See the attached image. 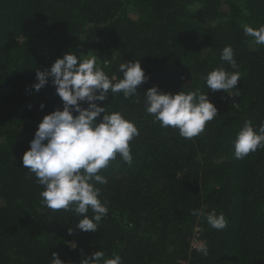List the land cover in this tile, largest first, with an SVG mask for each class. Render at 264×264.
Wrapping results in <instances>:
<instances>
[{"label": "trees", "instance_id": "16d2710c", "mask_svg": "<svg viewBox=\"0 0 264 264\" xmlns=\"http://www.w3.org/2000/svg\"><path fill=\"white\" fill-rule=\"evenodd\" d=\"M245 25H264V0H0V264H51L54 252L83 264L96 251L122 264H264V148L243 159L233 148L246 122L257 131L264 124V45L245 36ZM229 45L236 68L220 58ZM68 52L96 57L109 78L122 79L128 61L148 77L133 97L96 102L139 130L133 163L117 154L98 173L108 181L95 185L108 213L96 233L76 230L74 212L42 206L43 186L22 165L39 122L63 110L51 80L33 89L36 70ZM221 67L240 73L231 96L207 92L203 77ZM154 86L200 89L217 116L191 139L162 128L144 105ZM193 209L223 213L226 228L213 229Z\"/></svg>", "mask_w": 264, "mask_h": 264}, {"label": "clouds", "instance_id": "9594fccd", "mask_svg": "<svg viewBox=\"0 0 264 264\" xmlns=\"http://www.w3.org/2000/svg\"><path fill=\"white\" fill-rule=\"evenodd\" d=\"M243 30L256 45H264V25L259 28L245 25ZM220 58L232 68L237 67L230 45L223 48ZM96 59H80L75 53L68 52L57 58L49 69L36 70L38 82L32 85L33 89L38 92L51 80L62 100L63 110H54L43 117L29 142V149L22 156L23 168L34 173L37 183L43 186L41 205L53 211L74 212L79 218L75 229L92 233L97 232L100 221L108 213V208L99 199L100 189L95 186L108 181L98 173L106 169L117 154L131 165L130 141L139 135L135 124L122 113H109L106 105L96 102L107 100L109 93L113 97L119 93L125 99L133 97L138 93V86L148 79L138 61L121 63L118 71L123 78L117 80L116 76L109 78L96 66ZM203 80L207 92L223 90L228 95L241 81L239 72H227L223 67L211 70ZM85 103L87 107L82 106ZM144 105L160 127L176 129L187 139L202 133L206 123L213 120L218 111L207 93L200 89L172 94L161 92L154 86L145 91ZM40 108L43 109L44 105L41 104ZM102 113V119L98 120ZM233 148L236 159L264 148V124L257 131L246 122L237 133ZM90 209L91 217L86 215ZM192 214L204 213L193 209ZM204 215L213 229L226 228L223 213L217 214L213 210ZM68 231L72 234L73 229ZM70 246L75 249L76 244L72 242ZM196 250L205 256L208 254L204 243H200ZM51 257V264H64L58 253H52ZM83 264H122V258L115 255L106 259L103 251H96Z\"/></svg>", "mask_w": 264, "mask_h": 264}, {"label": "rangeland", "instance_id": "374dc122", "mask_svg": "<svg viewBox=\"0 0 264 264\" xmlns=\"http://www.w3.org/2000/svg\"><path fill=\"white\" fill-rule=\"evenodd\" d=\"M196 241V239H194V242ZM199 244H200V241L199 242H196V245H194V246H199Z\"/></svg>", "mask_w": 264, "mask_h": 264}, {"label": "built area", "instance_id": "2783aa9c", "mask_svg": "<svg viewBox=\"0 0 264 264\" xmlns=\"http://www.w3.org/2000/svg\"><path fill=\"white\" fill-rule=\"evenodd\" d=\"M199 241H200V239H197V240H196V242H199ZM200 243H201V241H200Z\"/></svg>", "mask_w": 264, "mask_h": 264}]
</instances>
